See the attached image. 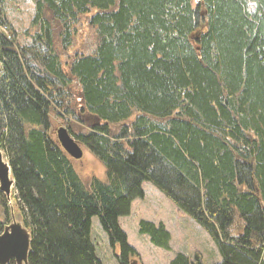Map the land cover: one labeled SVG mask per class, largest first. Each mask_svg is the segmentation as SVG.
Returning a JSON list of instances; mask_svg holds the SVG:
<instances>
[{"label": "trees", "instance_id": "1", "mask_svg": "<svg viewBox=\"0 0 264 264\" xmlns=\"http://www.w3.org/2000/svg\"><path fill=\"white\" fill-rule=\"evenodd\" d=\"M32 1L31 45L21 46L0 0L11 35H0V149L32 232L29 264H102L94 217L118 264H137L119 220L144 182L210 233L218 264H264V0ZM83 18L90 44L64 62ZM53 117L106 182L84 186ZM0 212L2 234L11 211L1 193ZM139 232L171 249L163 224L143 220Z\"/></svg>", "mask_w": 264, "mask_h": 264}, {"label": "rangeland", "instance_id": "2", "mask_svg": "<svg viewBox=\"0 0 264 264\" xmlns=\"http://www.w3.org/2000/svg\"><path fill=\"white\" fill-rule=\"evenodd\" d=\"M4 2L8 25L15 31L18 44L30 46L31 40L27 39L25 33L29 30L34 19L35 5L33 1L4 0ZM197 3L198 0H194L193 6L196 7ZM90 34H92V30L88 20L83 18L74 46L64 55L62 60L64 62L71 61L74 55L85 52L91 41ZM0 35L11 39L9 31L2 25H0ZM84 47H86L85 50ZM52 125L53 137L56 139L58 129L65 128L68 130L61 118L53 117ZM86 130V128L83 129V131ZM81 148L84 152L82 159H72L71 162L84 186L90 190L94 181L106 182V172L103 164L97 158L89 153L83 145ZM142 189L145 194L144 198L135 200L130 215L119 220L121 229L128 236V244L140 254V260L136 261L137 264H170L178 254H183L191 260H194L195 255L199 254L203 264L222 262V256L214 238L196 220L181 210L152 183L144 182ZM15 195L16 190L13 191L11 202H8V208L11 211L10 217L11 214L15 216L20 214L24 218L18 203L14 199ZM143 220L155 225L163 224L166 227L171 234V249L169 251L154 246L148 235L140 234L139 224ZM10 221L6 225H9ZM91 239L96 248V255L102 264H118L115 254L119 253V249L116 251L112 249L98 217L92 219Z\"/></svg>", "mask_w": 264, "mask_h": 264}, {"label": "water", "instance_id": "3", "mask_svg": "<svg viewBox=\"0 0 264 264\" xmlns=\"http://www.w3.org/2000/svg\"><path fill=\"white\" fill-rule=\"evenodd\" d=\"M57 139L65 153L73 160L84 156L83 149L65 128L57 130ZM16 181L8 155L0 149V193L11 202ZM9 225L0 234V264H29L32 245V232L28 229L22 216L11 214Z\"/></svg>", "mask_w": 264, "mask_h": 264}]
</instances>
